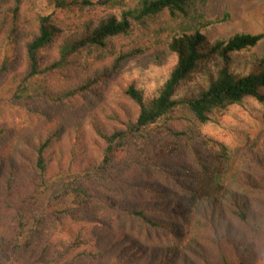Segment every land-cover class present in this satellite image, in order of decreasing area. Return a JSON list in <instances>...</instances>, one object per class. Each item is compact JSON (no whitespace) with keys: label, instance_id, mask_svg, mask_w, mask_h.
<instances>
[{"label":"trees","instance_id":"16d2710c","mask_svg":"<svg viewBox=\"0 0 264 264\" xmlns=\"http://www.w3.org/2000/svg\"><path fill=\"white\" fill-rule=\"evenodd\" d=\"M36 1L0 0V264L13 250L19 264H264V137L238 165L193 143L264 104V58L244 56L264 33L210 40L207 0H50L48 16ZM157 49L175 63L153 93L117 81ZM195 73L204 86L178 98ZM151 173L172 184L131 181ZM99 211L146 241L90 251Z\"/></svg>","mask_w":264,"mask_h":264},{"label":"rangeland","instance_id":"374dc122","mask_svg":"<svg viewBox=\"0 0 264 264\" xmlns=\"http://www.w3.org/2000/svg\"><path fill=\"white\" fill-rule=\"evenodd\" d=\"M35 10L43 16L52 14L55 9L50 0H37ZM201 12L207 20H217L218 22L206 30V35L210 40L219 38L227 39L237 34L256 35L264 33V0H207L206 4L200 6ZM246 58L257 57L264 58V39L259 45L244 54ZM175 63V56L165 49H157L146 52L144 55L135 58L124 65L120 71L117 81L121 85L136 83L148 93H153L167 76ZM237 69L242 70L243 64L240 59L235 60ZM204 82L202 77L195 73L192 78L186 81L178 90V98H189L196 94ZM264 137V104L253 100L246 101L242 106L231 108L225 116L221 118V124L218 127H208L203 130L202 134L193 141L201 154H210L212 149L206 144V138L212 139L225 144L228 147L230 157L233 163L239 162L241 154L246 150L250 140H260ZM167 137L156 139V143L161 144L168 140ZM67 142V141H66ZM66 142L64 146L66 147ZM252 144V143H251ZM86 158H93L92 153L85 152ZM236 165V164H235ZM132 182L158 183L163 185L165 182L172 184V181L151 173L148 177H138L131 180ZM134 198L139 201L140 197L135 194ZM60 203V202H59ZM99 219L103 224L96 223ZM91 237L93 242L87 246L90 251L98 250L107 259L112 256L123 253L122 243H112L113 237L118 233L138 238L139 243H144L146 237L135 235L131 229H122L114 226L112 216L107 212H96L91 218ZM94 222V223H93ZM85 249V248H84ZM129 249H132L130 246ZM125 255L129 250L125 249ZM7 264H19L22 259L16 256L15 251H11ZM125 263L128 261L124 256Z\"/></svg>","mask_w":264,"mask_h":264}]
</instances>
